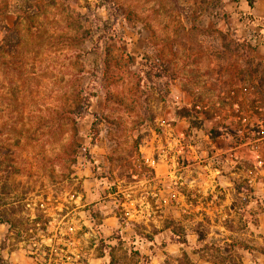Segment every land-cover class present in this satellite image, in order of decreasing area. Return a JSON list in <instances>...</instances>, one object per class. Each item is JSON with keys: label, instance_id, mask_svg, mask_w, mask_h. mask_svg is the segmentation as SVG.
<instances>
[{"label": "rangeland", "instance_id": "obj_1", "mask_svg": "<svg viewBox=\"0 0 264 264\" xmlns=\"http://www.w3.org/2000/svg\"><path fill=\"white\" fill-rule=\"evenodd\" d=\"M10 1L0 179L19 185L1 190L3 217L16 212L0 264H264V37L239 0ZM15 195L42 205L40 225Z\"/></svg>", "mask_w": 264, "mask_h": 264}, {"label": "trees", "instance_id": "obj_2", "mask_svg": "<svg viewBox=\"0 0 264 264\" xmlns=\"http://www.w3.org/2000/svg\"><path fill=\"white\" fill-rule=\"evenodd\" d=\"M104 22V21H101ZM107 24V23H105ZM256 50V47L254 48ZM95 50H97V52H100V45H97ZM100 54V53H99ZM146 75L151 79V81L155 84V86L157 87V91L160 95L163 94H168L165 89L164 86L162 85V83L160 82L161 77H162V70L160 69V66L149 63L147 66V69L145 70ZM92 98L93 95L91 93H88L87 97H85L83 99V102L85 103L86 106V110H90L91 106H92ZM175 109V116L178 119H182V120H186L188 121L190 127L192 129H200L201 125L203 124V120L199 118V116H193L194 110L189 108L188 106H179V105H175L174 106ZM75 123V119L73 121H71V123ZM66 127H70V125L66 124ZM92 131H93V135L94 138H96L98 136V128L96 127V124L94 123L92 126ZM86 154L88 155V150L85 151ZM91 163H93V161H91ZM3 179H0V223L2 224H8L10 225L11 228H13V221L11 219V216L15 214V208H12V211H9V214L7 215V217H3V214L1 213V206L2 204V199H1V190L2 189H7V193L9 195V197L12 195L13 196V192L12 189L15 185L18 186L19 183H17V181H15L14 176L15 174L13 172H9V170L5 173V175H3ZM3 180V181H2ZM4 183V187H1V184ZM11 196V197H12ZM17 199V205H19V209L18 211L20 212V214H22L23 217V224H25V226H38L40 225V221L44 218V211L42 208L41 204H36V207L34 209H31V205L29 203H26L27 201H25L26 199H23V197H19L18 195L14 196ZM20 198V199H19ZM34 215L36 218L35 219H31L30 216ZM36 229L35 228H31V229H27L28 230H33ZM42 230V228H41ZM109 241H117L118 243L122 244L123 243V238L118 234L115 233V235L113 237H110L108 239ZM179 244H184L185 242H180L178 241ZM221 249L225 250L226 252L232 253L233 251H236V249H245L248 250L250 254H252L253 252L248 249L245 246H242L240 244H236V243H225Z\"/></svg>", "mask_w": 264, "mask_h": 264}, {"label": "crops", "instance_id": "obj_3", "mask_svg": "<svg viewBox=\"0 0 264 264\" xmlns=\"http://www.w3.org/2000/svg\"><path fill=\"white\" fill-rule=\"evenodd\" d=\"M239 5V10L244 16L248 17V23L251 27L259 28L261 34L264 37V0H239L237 2ZM19 17L18 12L13 7V3L10 0H0V45L5 41V38L9 32L18 27ZM257 50L264 51V44L259 46ZM167 246L163 249L168 254L172 253L177 249V241L169 237ZM181 244L180 246H182ZM162 252V251H161ZM164 254V253H163ZM166 255L159 256L156 259L157 264H162ZM204 264H216L211 260H204Z\"/></svg>", "mask_w": 264, "mask_h": 264}]
</instances>
